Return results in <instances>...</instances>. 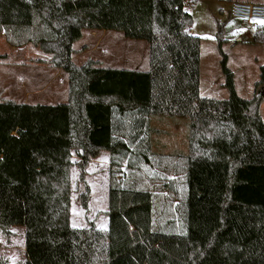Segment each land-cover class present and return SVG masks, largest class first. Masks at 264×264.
Wrapping results in <instances>:
<instances>
[{
  "label": "trees",
  "instance_id": "1",
  "mask_svg": "<svg viewBox=\"0 0 264 264\" xmlns=\"http://www.w3.org/2000/svg\"><path fill=\"white\" fill-rule=\"evenodd\" d=\"M195 1L0 0V35L49 54L67 79L63 103L0 98V230L24 229L16 264H264V64L251 97L239 96L217 39L228 96H200V38L186 9ZM86 30L145 41L147 69L76 64ZM252 43L264 45V26ZM157 121L185 128L179 225L158 224L154 193L135 174L162 153ZM103 151L107 227H74L71 169L86 214L87 168Z\"/></svg>",
  "mask_w": 264,
  "mask_h": 264
},
{
  "label": "rangeland",
  "instance_id": "2",
  "mask_svg": "<svg viewBox=\"0 0 264 264\" xmlns=\"http://www.w3.org/2000/svg\"><path fill=\"white\" fill-rule=\"evenodd\" d=\"M250 0H198L186 5L192 16L191 33L200 38V96L227 98L224 77L220 70L221 56L217 39L227 57V67L233 72L237 94L249 98L253 86L259 79V67L264 64V45L252 43L254 30L242 25L231 16V3ZM264 4V0H251ZM78 50L76 64L91 59L102 66L146 70L148 67V44L143 40L129 39L118 31H84L75 43ZM50 55L31 44L21 49H12L0 39V98L17 103L56 104L67 98V79L61 71L48 63ZM261 87L257 91H260ZM264 121V97L260 104ZM163 130L155 135L162 145L161 154L154 156L149 166L135 173L144 187L153 191L157 202V222L175 221L179 225L177 206L185 193L183 184L186 147L183 125L153 122ZM160 147H153L160 150ZM73 161H78L73 156ZM108 156L100 155L91 160L86 175L90 186L88 211L81 208L78 194L83 190L77 183L78 171L74 166L70 172L71 207L70 222L74 227H86L94 220L97 227L106 224L105 211L108 203ZM126 162L122 166L128 174ZM121 178H123L121 176ZM126 178V177H125ZM24 248V229L12 227L7 232L0 230V259L21 262Z\"/></svg>",
  "mask_w": 264,
  "mask_h": 264
},
{
  "label": "built area",
  "instance_id": "3",
  "mask_svg": "<svg viewBox=\"0 0 264 264\" xmlns=\"http://www.w3.org/2000/svg\"><path fill=\"white\" fill-rule=\"evenodd\" d=\"M231 16L237 18L242 25L256 32L264 26V4L253 1H234L230 8Z\"/></svg>",
  "mask_w": 264,
  "mask_h": 264
},
{
  "label": "crops",
  "instance_id": "4",
  "mask_svg": "<svg viewBox=\"0 0 264 264\" xmlns=\"http://www.w3.org/2000/svg\"><path fill=\"white\" fill-rule=\"evenodd\" d=\"M0 39H3V40H5V42H6V39H5V37H4V35L3 34H1L0 35ZM7 43V42H6ZM8 44V43H7ZM12 49H21V47H12V46H10ZM165 123V122H164ZM100 155H106V156H108V158H109V155H108V153L107 152H105V151H103V152H101L100 153ZM99 155V156H100ZM98 157V156H97ZM105 218H106V224H105V226L104 227H98V228H102V229H105L106 227H107V217L105 216ZM24 250H25V247L23 248V258L25 257V252H24ZM10 263H13V264H16V263H18V262H11L10 260H8Z\"/></svg>",
  "mask_w": 264,
  "mask_h": 264
}]
</instances>
